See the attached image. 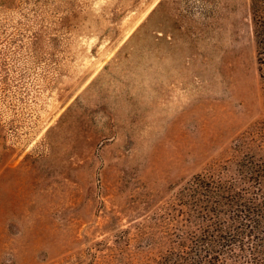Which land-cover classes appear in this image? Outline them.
I'll list each match as a JSON object with an SVG mask.
<instances>
[{"label":"rangeland","instance_id":"obj_1","mask_svg":"<svg viewBox=\"0 0 264 264\" xmlns=\"http://www.w3.org/2000/svg\"><path fill=\"white\" fill-rule=\"evenodd\" d=\"M259 131L251 0H0V264H175V193Z\"/></svg>","mask_w":264,"mask_h":264},{"label":"trees","instance_id":"obj_2","mask_svg":"<svg viewBox=\"0 0 264 264\" xmlns=\"http://www.w3.org/2000/svg\"><path fill=\"white\" fill-rule=\"evenodd\" d=\"M264 65V0H251ZM175 264H264V131L175 193Z\"/></svg>","mask_w":264,"mask_h":264}]
</instances>
